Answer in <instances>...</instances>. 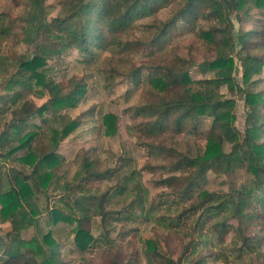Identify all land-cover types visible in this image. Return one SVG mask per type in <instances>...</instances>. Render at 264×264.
Instances as JSON below:
<instances>
[{
	"label": "rangeland",
	"instance_id": "374dc122",
	"mask_svg": "<svg viewBox=\"0 0 264 264\" xmlns=\"http://www.w3.org/2000/svg\"><path fill=\"white\" fill-rule=\"evenodd\" d=\"M17 1L0 0V14L8 15L13 24L12 36L0 43V155L17 146V139L28 132L36 133L31 143L34 148L47 140L44 134L48 127L60 129L64 119H79L80 123L59 143L56 152L62 159L54 169L53 178L46 188L40 186L33 193L37 222L22 230L20 237L25 240L37 238L47 248L42 239L49 232L58 245L62 264H149L147 241L154 245L155 257L164 263L170 259L180 264H264V226L259 219L264 213V192L256 198L262 200L246 210L249 216L254 214L256 217L239 221L232 216L231 202L235 192L254 185V179L245 167H236L229 173L208 170L189 184L187 192L180 194L193 174L186 161L180 160L183 157L195 159L202 154L207 136L211 134L212 120L202 118L195 128L187 126L181 133H174L169 123L161 135L148 136L141 128L145 120L132 117L134 107L156 98L151 93L148 78L152 74L164 75L162 67L187 73L191 80L187 87L192 90L198 88L197 81L213 77V73L204 70L202 65L216 58L217 48L198 33L209 30L215 23L205 17L178 22L175 28L167 31L159 45H152L150 41L158 33L160 23L167 21L182 5L181 0H172L168 9L153 16L136 18L128 31L119 33L115 38L124 47L102 46V49L94 50L92 59L75 48L46 56L43 69L47 78L59 84L65 93L70 91L72 83L82 85L84 93L74 106L54 114L44 113L42 117L47 119L46 124L40 117H34L13 129L15 109L24 102L40 106L49 96L46 92L42 97L38 96L35 87L14 88L9 92L3 87L17 73L21 62L40 53V46L60 48L59 40L50 37L53 33L37 34L35 30L39 24L64 19L77 2L39 0L40 6L34 11L31 0ZM223 1L228 6L235 40L231 55L235 62L233 76L239 87L245 88L237 60L240 45L236 41L241 34L251 32L254 48L247 51L264 59V46L259 47L258 41L264 34V7L257 9L248 2L243 10L234 11L228 5L229 0ZM105 35L109 36L107 31ZM253 80L256 84L249 89L253 93L259 92L264 101V68ZM162 94L171 95L168 90ZM218 95L234 117L233 126L242 133L248 110L244 94L231 93L222 86ZM260 112L263 114L264 108ZM106 114L117 118L116 134L109 137L104 135L102 125ZM260 142H264V129ZM161 147L163 152H160ZM221 147L225 153L230 151V145L225 141ZM25 155L26 149L9 159L0 157V179L2 186L6 185L4 189L14 186L12 176L15 171L22 176L31 173L28 166L19 162ZM86 158L93 163L95 171L102 175L107 172L106 178L86 180L83 175L75 177ZM169 178L173 179L161 183ZM104 193L107 194L101 203ZM203 193L210 195L206 201ZM63 196H68L70 202L78 199L90 205L89 219L84 225L93 241L84 251H80L74 242L76 222H49V210L53 208L70 213L59 202ZM200 201L205 202L194 211L191 206ZM220 204L222 206L216 208ZM100 206L103 214H94L93 210ZM206 207L211 208L207 210ZM74 216L77 220L79 213ZM222 223L225 230L218 232V225ZM9 231L10 223L2 222L0 218V236L4 238ZM244 237L248 238L247 247ZM4 260H0V264H4Z\"/></svg>",
	"mask_w": 264,
	"mask_h": 264
},
{
	"label": "trees",
	"instance_id": "16d2710c",
	"mask_svg": "<svg viewBox=\"0 0 264 264\" xmlns=\"http://www.w3.org/2000/svg\"><path fill=\"white\" fill-rule=\"evenodd\" d=\"M19 2L17 0H12ZM172 0H77L76 5L68 12L64 19H54L51 23L39 24L35 33H53L54 39L59 40V49H52V46H40L39 54L19 64L17 73L6 82L4 91H12L14 88L32 89L38 88L37 95L42 97L44 92L48 94V99L40 106L24 102L12 113L13 122L11 128L16 129L18 125H23L29 118L40 117L42 123L46 124L47 119L42 116L44 113H56L65 107L74 106L84 93V87L80 84H71L70 91L64 92L62 87L52 79L45 76L44 67L46 56L59 54L66 48H75L80 53L91 59L96 49L110 48L113 45L124 47L117 38L119 33L123 34L131 28L133 21L140 17L155 15L163 9H168ZM182 5L178 11L167 21L161 22L158 33L150 41L152 45H159L166 36L167 31L175 28L178 22H192L199 17L213 21L214 27L209 30L200 31L198 36L207 38L210 45L217 48L216 58L203 64V69L213 73L210 79L196 82L197 89L192 90L187 87L191 80L187 73L170 70L169 67H162V74L150 75L149 85L156 92L153 101L133 108L132 117H141L143 132L148 136L161 135L169 123L173 126L174 133H181L187 126L196 127L202 118L212 120L210 132L207 136L204 151L195 159L183 157L180 161H186L187 167L192 169V178L182 187L180 194L187 192L189 184L201 176L206 171L232 172L236 167H245L254 179L251 188H243L235 192L232 200V216L241 219L252 220L256 215L249 216L246 212L254 203H258V195L264 192V142H260L264 129V113L260 109L264 108V101L259 92L253 93L249 88L256 84L252 78L261 73L264 68L263 57L250 54L247 50L254 48L253 34L245 32L237 37L240 45V54L237 60L241 66L242 83L245 88L239 87L233 73L235 62L231 56L235 49V40L232 35V26L228 18V6L223 0H181ZM248 2L260 9L264 7V0H229L228 5L234 11H241ZM34 11L39 8V0H31ZM36 7V8H35ZM13 24L6 14H0V43L12 36ZM108 32V37L105 35ZM119 34V35H120ZM258 36V35H257ZM112 38V39H111ZM110 41H109V40ZM259 47L264 46V34L258 40ZM255 43L256 45L258 44ZM255 45V47H256ZM244 51V54L241 52ZM233 92L244 94L245 105L248 108L244 130L241 133L233 126L234 117L231 112L223 106L218 95L220 87ZM170 97L162 93L167 91ZM17 99L14 100V102ZM117 118L113 114H106L102 119L105 136L116 134ZM79 119H67L62 121L60 129L48 127L45 132V139L42 144L31 147L36 133L28 132L22 138L17 139L19 144L12 147L5 155H0L4 159H9L14 153L26 149V155L19 159L23 165L31 169L29 175H19L14 172L13 185L8 190L4 189L0 179V218L2 222L10 223V231L5 237L0 236V260L6 262H23L24 264H62L59 259L58 245L51 238L49 232L43 236L42 243L37 238L25 240L20 237V232L36 224V205L32 202L33 193L38 191V187L46 188L49 180L54 176V169L59 164L62 156L57 154L59 143L72 134L79 125ZM225 141L230 145V151L225 153L221 143ZM47 149V151H43ZM163 152L164 148H160ZM88 158V157H87ZM84 159L75 177L84 176L86 180L106 178L107 172L103 175L94 170L95 166L89 159ZM173 178L164 179L161 183H168ZM104 193L100 202L104 203ZM206 201L208 196L203 193ZM264 200V196H262ZM200 201L191 206L197 211L203 202ZM65 210L53 208L49 210L50 223L58 222L77 223L75 229L74 242L80 251H84L93 241L92 236L85 228V223L89 219L87 213L90 212V205H85L81 201L70 202L68 196L59 199ZM222 205H217L220 208ZM211 207H206L209 210ZM94 214H103L102 206L93 210ZM79 213V218L75 219V214ZM264 226V213L259 218ZM224 223L218 225L217 231H224ZM244 246L249 245L248 238L244 237ZM147 255L149 264H180L170 259L168 263L159 262L155 257L154 245L147 241Z\"/></svg>",
	"mask_w": 264,
	"mask_h": 264
}]
</instances>
